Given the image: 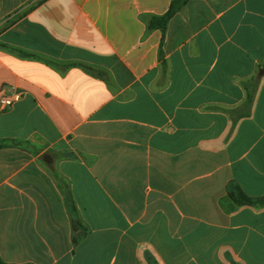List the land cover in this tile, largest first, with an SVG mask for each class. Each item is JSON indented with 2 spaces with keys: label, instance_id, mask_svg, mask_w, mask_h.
Segmentation results:
<instances>
[{
  "label": "crops",
  "instance_id": "1",
  "mask_svg": "<svg viewBox=\"0 0 264 264\" xmlns=\"http://www.w3.org/2000/svg\"><path fill=\"white\" fill-rule=\"evenodd\" d=\"M173 1L0 0L4 264H264V0Z\"/></svg>",
  "mask_w": 264,
  "mask_h": 264
},
{
  "label": "trees",
  "instance_id": "2",
  "mask_svg": "<svg viewBox=\"0 0 264 264\" xmlns=\"http://www.w3.org/2000/svg\"><path fill=\"white\" fill-rule=\"evenodd\" d=\"M187 3V0H175L172 2L171 7L168 11V13L159 18H153L150 27L153 29L159 28L162 30L166 29L167 24L169 21L175 16V14L180 11ZM253 92V91H251ZM254 101V94L248 93L247 100L244 103V105L231 112L233 122L236 123L237 120L249 116L250 110L252 108ZM227 193L230 197V199L237 205V206H255V205H263L264 204V198L262 199H252L246 196L241 188L236 183H229L227 186ZM67 203L69 205V208L75 211V206L73 204V200L69 192L66 193ZM72 228L74 232L73 237V243L74 245H78L79 242L83 239L85 235V229L83 227V224L78 216L73 218L72 220ZM0 264H4L0 261Z\"/></svg>",
  "mask_w": 264,
  "mask_h": 264
},
{
  "label": "built area",
  "instance_id": "3",
  "mask_svg": "<svg viewBox=\"0 0 264 264\" xmlns=\"http://www.w3.org/2000/svg\"><path fill=\"white\" fill-rule=\"evenodd\" d=\"M23 99L22 94H15L12 96L6 95L4 92L0 93V110H7L12 108Z\"/></svg>",
  "mask_w": 264,
  "mask_h": 264
},
{
  "label": "rangeland",
  "instance_id": "4",
  "mask_svg": "<svg viewBox=\"0 0 264 264\" xmlns=\"http://www.w3.org/2000/svg\"><path fill=\"white\" fill-rule=\"evenodd\" d=\"M22 13H23V11H20L19 13L15 14L13 17H11L10 21L11 22L15 21L17 18L20 17V14H22Z\"/></svg>",
  "mask_w": 264,
  "mask_h": 264
},
{
  "label": "water",
  "instance_id": "5",
  "mask_svg": "<svg viewBox=\"0 0 264 264\" xmlns=\"http://www.w3.org/2000/svg\"><path fill=\"white\" fill-rule=\"evenodd\" d=\"M47 159L51 161V158L48 155L45 156V160H47Z\"/></svg>",
  "mask_w": 264,
  "mask_h": 264
}]
</instances>
